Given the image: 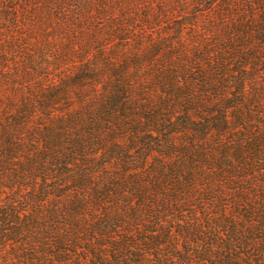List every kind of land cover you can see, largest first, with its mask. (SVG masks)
<instances>
[{
    "label": "trees",
    "instance_id": "1",
    "mask_svg": "<svg viewBox=\"0 0 264 264\" xmlns=\"http://www.w3.org/2000/svg\"><path fill=\"white\" fill-rule=\"evenodd\" d=\"M259 14L192 48L132 32L0 96V264L264 259Z\"/></svg>",
    "mask_w": 264,
    "mask_h": 264
},
{
    "label": "rangeland",
    "instance_id": "2",
    "mask_svg": "<svg viewBox=\"0 0 264 264\" xmlns=\"http://www.w3.org/2000/svg\"><path fill=\"white\" fill-rule=\"evenodd\" d=\"M263 6L264 0H0V96L61 81L83 57L98 56L103 43H117L118 54L129 50L132 32H142L140 41L149 46L153 37L167 35L168 42L182 38L192 48L231 17L246 19ZM242 254L245 264H264L258 254Z\"/></svg>",
    "mask_w": 264,
    "mask_h": 264
}]
</instances>
